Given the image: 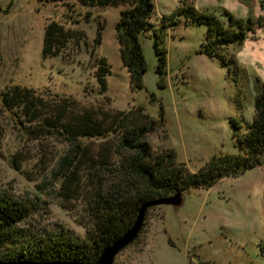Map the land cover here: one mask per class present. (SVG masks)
<instances>
[{
  "label": "rangeland",
  "instance_id": "1",
  "mask_svg": "<svg viewBox=\"0 0 264 264\" xmlns=\"http://www.w3.org/2000/svg\"><path fill=\"white\" fill-rule=\"evenodd\" d=\"M183 1L153 0L151 22L159 26ZM187 2L220 20L226 19L225 12L242 20L264 19V0ZM122 9L75 7L70 12L69 6L39 4L38 0H0V98L5 89L20 86L71 97L85 108L108 106L129 111L140 106L156 122L145 141L156 153L174 151L177 162L190 172L199 171L216 155L237 152L232 122L241 124L240 133L245 131L253 117L254 98L264 86V27L248 34L242 45L231 46L224 66L220 59L199 53L206 27L183 20L166 39L164 88L156 74L153 40L149 33L142 34L147 72L144 88L138 90L123 66L116 38ZM97 17L104 22L97 54L107 59L112 72L103 95L95 79V63L83 48H72L63 59L42 58L48 21L83 31L92 41L97 30L92 19ZM17 120L15 112L7 111L0 102V192L36 205L34 216L22 228L31 225L35 232L82 238L85 231L79 215H83L85 203L78 199L66 204L60 197V184L52 176L67 144L54 137H27L21 130L23 122ZM114 264H264V165L238 178L223 179L210 189L186 192L178 208L149 210L139 237Z\"/></svg>",
  "mask_w": 264,
  "mask_h": 264
},
{
  "label": "trees",
  "instance_id": "2",
  "mask_svg": "<svg viewBox=\"0 0 264 264\" xmlns=\"http://www.w3.org/2000/svg\"><path fill=\"white\" fill-rule=\"evenodd\" d=\"M39 4H56L73 8L94 9L122 7L116 24V38L121 60L134 88H144L147 72L140 36L149 33L157 57L156 74L160 87L167 84L168 33L185 20L194 26H205L207 32L199 51L216 57L227 66L231 46H240L247 35L264 27V19L242 20L228 12L225 20L213 14L200 13L187 5V0L160 25L151 22L155 16L153 0H38ZM69 18L72 17L70 14ZM91 13H87V18ZM95 38L90 41L83 31L70 29L57 21H48L43 37L42 58L69 56L72 48H83L96 67L99 94L106 93L111 66L97 54L102 44L104 22L99 17ZM89 22V21H86ZM230 61L234 62L233 58ZM2 106L15 112L21 130L27 137H54L67 144L59 159L54 180L59 182L60 197L66 204L81 199L80 213L84 236L57 232H35L28 220L36 205L0 192V260L54 263L58 261L95 263L105 247L123 236L135 223L141 207L149 202L185 194L195 189H210L226 178H238L249 170L264 165V86L254 98L252 120L245 124L233 121V138L238 149L231 154L211 158L202 169L190 172L177 162L174 151L156 153L145 141L153 132L155 120L142 107L117 111L104 106L85 108L69 97L52 95L20 86L5 89ZM107 102H110L107 99ZM110 106V105H109ZM32 127L33 130L29 129ZM67 209L66 205L62 206ZM161 207V206H159ZM153 208H149L147 212ZM139 237V236H138ZM133 244V243H132ZM13 246L18 252L3 251Z\"/></svg>",
  "mask_w": 264,
  "mask_h": 264
},
{
  "label": "water",
  "instance_id": "3",
  "mask_svg": "<svg viewBox=\"0 0 264 264\" xmlns=\"http://www.w3.org/2000/svg\"><path fill=\"white\" fill-rule=\"evenodd\" d=\"M182 203H183V194L180 192H178L177 194H175L173 197L170 198L159 199L145 203L139 210L138 216L133 226L123 236H121L119 239L114 241L111 245L105 247V249L103 250L102 254L99 256V258L96 260V262L92 264H114L116 257L127 247H129L132 243H134L135 240L138 238L143 228L146 212L149 208L159 207V206H170L173 208H178L182 205ZM0 264H42V263H34L30 261L4 262L0 260ZM47 264H88V263L58 261Z\"/></svg>",
  "mask_w": 264,
  "mask_h": 264
}]
</instances>
